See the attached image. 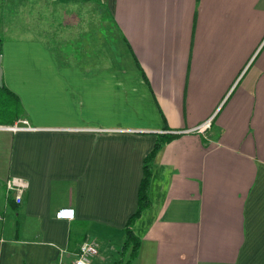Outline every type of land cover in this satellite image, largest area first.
I'll return each instance as SVG.
<instances>
[{
    "label": "crops",
    "instance_id": "crops-1",
    "mask_svg": "<svg viewBox=\"0 0 264 264\" xmlns=\"http://www.w3.org/2000/svg\"><path fill=\"white\" fill-rule=\"evenodd\" d=\"M19 5L38 17L2 40L23 114L0 123V264H73L87 241L113 264L159 137L132 264H264V0Z\"/></svg>",
    "mask_w": 264,
    "mask_h": 264
},
{
    "label": "trees",
    "instance_id": "trees-1",
    "mask_svg": "<svg viewBox=\"0 0 264 264\" xmlns=\"http://www.w3.org/2000/svg\"><path fill=\"white\" fill-rule=\"evenodd\" d=\"M3 41L0 39V54H2ZM23 114L19 98L10 91L4 83H0V123L13 120ZM167 141L166 137H159L154 150L145 158L143 178L139 189L138 207L135 214L129 219L125 228V240L122 243L118 259L113 264H132L138 257L141 240L134 232V225L145 210L150 206V186L154 159Z\"/></svg>",
    "mask_w": 264,
    "mask_h": 264
},
{
    "label": "rangeland",
    "instance_id": "rangeland-1",
    "mask_svg": "<svg viewBox=\"0 0 264 264\" xmlns=\"http://www.w3.org/2000/svg\"><path fill=\"white\" fill-rule=\"evenodd\" d=\"M22 0H0V39L14 40L21 37H30L29 30L32 25H36L37 17L35 11H31V7L20 6ZM112 49L108 47V53L111 54ZM115 54V53H114ZM123 55L121 49V39L118 38L117 56L120 59ZM113 56V53H112ZM3 80H1V83Z\"/></svg>",
    "mask_w": 264,
    "mask_h": 264
},
{
    "label": "built area",
    "instance_id": "built-area-1",
    "mask_svg": "<svg viewBox=\"0 0 264 264\" xmlns=\"http://www.w3.org/2000/svg\"><path fill=\"white\" fill-rule=\"evenodd\" d=\"M25 125L27 123L23 122ZM211 124L210 122L205 124L203 127L204 129L210 128ZM12 130H24V129H30V128H23L19 126H13L10 127ZM30 189V182L22 177L19 176H12L6 180V192L7 195L12 196L14 202L17 205H21L24 202V196ZM66 211L62 210L57 214V218H65ZM3 220V217L0 215V224ZM99 254V245L95 241H87L83 243L80 247L79 253L77 255V258L73 262V264H92L94 258H96Z\"/></svg>",
    "mask_w": 264,
    "mask_h": 264
},
{
    "label": "water",
    "instance_id": "water-1",
    "mask_svg": "<svg viewBox=\"0 0 264 264\" xmlns=\"http://www.w3.org/2000/svg\"><path fill=\"white\" fill-rule=\"evenodd\" d=\"M2 61H3V55L0 54V83H1V80L3 79Z\"/></svg>",
    "mask_w": 264,
    "mask_h": 264
}]
</instances>
